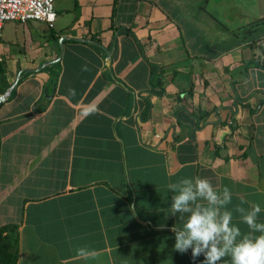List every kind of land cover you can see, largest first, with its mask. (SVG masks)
Returning <instances> with one entry per match:
<instances>
[{"label":"crops","instance_id":"0c3cea01","mask_svg":"<svg viewBox=\"0 0 264 264\" xmlns=\"http://www.w3.org/2000/svg\"><path fill=\"white\" fill-rule=\"evenodd\" d=\"M54 7L0 41V258L200 264L174 249L181 214L166 216L181 178L227 187L242 234L237 205L264 223V0Z\"/></svg>","mask_w":264,"mask_h":264},{"label":"clouds","instance_id":"9594fccd","mask_svg":"<svg viewBox=\"0 0 264 264\" xmlns=\"http://www.w3.org/2000/svg\"><path fill=\"white\" fill-rule=\"evenodd\" d=\"M167 187L175 194L166 216L180 213L185 220L182 229H171L175 233L176 251L183 254L191 246L193 261L203 253L200 264H220L225 257H230V264H264V223L257 222L262 211L259 204L253 203L250 210L236 206L241 222L250 230L242 234L232 223V212L227 210L232 200L227 187L218 192L207 178L200 177L181 178ZM184 213L189 214L186 219ZM77 255L94 259L97 253L79 248Z\"/></svg>","mask_w":264,"mask_h":264},{"label":"built area","instance_id":"2783aa9c","mask_svg":"<svg viewBox=\"0 0 264 264\" xmlns=\"http://www.w3.org/2000/svg\"><path fill=\"white\" fill-rule=\"evenodd\" d=\"M55 19L54 0H0V41L7 21H42Z\"/></svg>","mask_w":264,"mask_h":264},{"label":"trees","instance_id":"16d2710c","mask_svg":"<svg viewBox=\"0 0 264 264\" xmlns=\"http://www.w3.org/2000/svg\"><path fill=\"white\" fill-rule=\"evenodd\" d=\"M251 26H253L252 28H255V27H264V18L257 21L255 24H252ZM250 27V26H249ZM251 28V27H250ZM2 232L3 229H0ZM7 245H5V250L3 252V255H2V258H0L1 260H4L6 264H14L15 263V260H16V254H17V251L15 252H8V249L6 247Z\"/></svg>","mask_w":264,"mask_h":264},{"label":"rangeland","instance_id":"374dc122","mask_svg":"<svg viewBox=\"0 0 264 264\" xmlns=\"http://www.w3.org/2000/svg\"><path fill=\"white\" fill-rule=\"evenodd\" d=\"M55 8V7H54ZM10 23V22H9ZM10 26H6V24L3 26L2 28V37H1V41H10V40H13L15 37H16V34L19 33V28H16L14 27L15 25L13 24H9ZM45 27L48 28L49 30V27L48 25L46 26L45 24ZM50 33V31H49ZM1 65H3V62H1Z\"/></svg>","mask_w":264,"mask_h":264},{"label":"water","instance_id":"95a60500","mask_svg":"<svg viewBox=\"0 0 264 264\" xmlns=\"http://www.w3.org/2000/svg\"><path fill=\"white\" fill-rule=\"evenodd\" d=\"M82 40V39H79ZM11 90V89H10ZM10 90L6 91L5 93H3L2 95H0V103L4 100H6V98L8 97Z\"/></svg>","mask_w":264,"mask_h":264}]
</instances>
